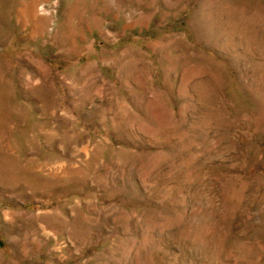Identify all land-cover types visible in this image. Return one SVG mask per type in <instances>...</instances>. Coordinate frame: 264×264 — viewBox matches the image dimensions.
Returning a JSON list of instances; mask_svg holds the SVG:
<instances>
[{
  "label": "rangeland",
  "instance_id": "obj_1",
  "mask_svg": "<svg viewBox=\"0 0 264 264\" xmlns=\"http://www.w3.org/2000/svg\"><path fill=\"white\" fill-rule=\"evenodd\" d=\"M0 264H264V0H0Z\"/></svg>",
  "mask_w": 264,
  "mask_h": 264
}]
</instances>
